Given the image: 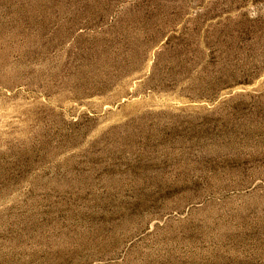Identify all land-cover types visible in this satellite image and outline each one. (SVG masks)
Returning <instances> with one entry per match:
<instances>
[{"label": "rangeland", "instance_id": "obj_1", "mask_svg": "<svg viewBox=\"0 0 264 264\" xmlns=\"http://www.w3.org/2000/svg\"><path fill=\"white\" fill-rule=\"evenodd\" d=\"M0 264H264V0H0Z\"/></svg>", "mask_w": 264, "mask_h": 264}]
</instances>
